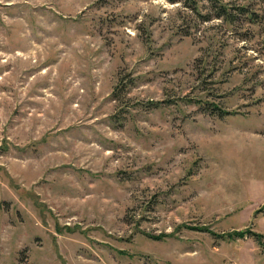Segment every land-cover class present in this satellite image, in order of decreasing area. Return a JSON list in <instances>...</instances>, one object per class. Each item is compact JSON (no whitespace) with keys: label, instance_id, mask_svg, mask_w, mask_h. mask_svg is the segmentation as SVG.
<instances>
[{"label":"rangeland","instance_id":"obj_1","mask_svg":"<svg viewBox=\"0 0 264 264\" xmlns=\"http://www.w3.org/2000/svg\"><path fill=\"white\" fill-rule=\"evenodd\" d=\"M0 264H264V0H0Z\"/></svg>","mask_w":264,"mask_h":264},{"label":"trees","instance_id":"obj_2","mask_svg":"<svg viewBox=\"0 0 264 264\" xmlns=\"http://www.w3.org/2000/svg\"><path fill=\"white\" fill-rule=\"evenodd\" d=\"M190 1L195 4V0H190ZM208 1L211 2L212 4L218 3V0H208ZM193 8L198 10V7H193ZM216 8H217L218 18L226 19L229 22H232L234 19L236 20V17L232 13L229 12V9L226 5H216ZM239 10L244 12V7H240ZM209 19H210V16H207L206 20L208 21ZM223 114H229V113H223ZM246 232H249V231H242V232L234 233V234L237 236H244L246 234ZM249 234H251V233H249ZM251 236H254L258 239H261V237L258 235L251 234Z\"/></svg>","mask_w":264,"mask_h":264}]
</instances>
